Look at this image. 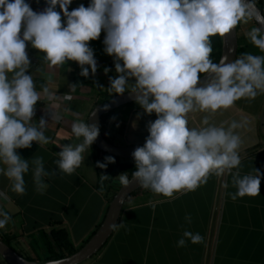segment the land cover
<instances>
[{"label":"clouds","instance_id":"clouds-1","mask_svg":"<svg viewBox=\"0 0 264 264\" xmlns=\"http://www.w3.org/2000/svg\"><path fill=\"white\" fill-rule=\"evenodd\" d=\"M46 3L48 7L37 13L26 0H0V164L7 166L0 167V174L12 182V191L24 194V176L30 169L29 160L16 150L30 148L33 142L49 143L45 135L49 122L41 118L38 124L33 123L41 94L32 76L26 74L31 67L27 43L45 54L50 67L75 61L82 68L80 75L88 77L89 67L92 74L98 67L88 42L97 40L103 30L104 51L114 57L115 71L121 74L110 77L109 90L120 95L135 93V102L144 113L158 117L147 126L144 146L132 153L136 165L132 178L123 173L120 183L127 187L138 181L144 189L173 197L175 192L195 191L212 174L230 175L237 189L230 194L233 201L260 195L264 173L255 169L256 175L242 176L239 171L242 139L238 130L247 127V120H234L225 127L211 124L205 116L203 127L188 126L190 113H215L242 98L254 100L264 93V56L245 53L231 63H226L228 57L224 56L218 64L210 59L211 37L225 36L241 22L255 20L264 25V12L256 7L257 0H90L88 7L81 4L72 11L68 9L73 0ZM57 5L66 18L63 22L55 10ZM246 35L264 52V28L255 26ZM109 71L104 69L106 74ZM202 73L215 76L206 86L196 87ZM131 78L135 83L129 82ZM42 91L53 107H58L55 94L46 86ZM51 112L52 119L61 118ZM71 132L82 142L61 145L55 162L58 170L68 175L84 163V153L96 141L99 127L88 121L74 122ZM105 161H98L96 167L105 169L115 158L108 156ZM31 164L34 182L43 190L47 187L43 178L56 172L45 170L42 157L32 159ZM152 207L155 209L154 204ZM10 220L0 208V229ZM185 220L191 223V215ZM122 227L123 223L109 225L111 229ZM187 240L199 244L204 237L184 231L177 246L184 247Z\"/></svg>","mask_w":264,"mask_h":264},{"label":"crops","instance_id":"crops-1","mask_svg":"<svg viewBox=\"0 0 264 264\" xmlns=\"http://www.w3.org/2000/svg\"><path fill=\"white\" fill-rule=\"evenodd\" d=\"M26 2L37 13L48 7L46 0ZM81 4L88 7L90 0H73L68 10ZM55 10L60 12L63 22L66 18L59 5ZM104 37L102 30L97 40L88 42L98 65L95 74L88 65L84 66L89 67L88 77L80 75L82 68L75 61L50 67L44 59L45 54L27 43L31 67L26 74L32 76L36 90L41 94L33 123L38 124L41 118L49 122L45 129L49 143L33 142L30 148L16 150L30 162L29 172L24 176V194L12 191V182L0 174V193H3L0 208L11 217L5 228L0 229V236L9 237L25 251L49 254L41 234H51L54 229L61 228L67 230L74 246L81 248L103 223L112 197L122 186L116 177L118 180L111 188L104 190L102 187L94 143L84 153V163L73 174L60 172L55 163L61 145L75 146L82 142V138L72 134L71 125L81 121L89 123L97 105L111 96L120 95L109 90L110 77L114 79L121 74L115 71L114 57L104 51ZM248 48L247 53L263 56L262 51L250 53ZM105 68L111 71L106 74ZM129 82L135 83V78ZM73 85H76L75 90ZM45 86L55 94L58 107L54 108L53 102L43 94ZM50 109L60 115L58 121L52 119ZM205 116L211 124L225 127L234 120H247V127L238 130L242 139L239 171L242 176L256 175L255 169L264 173V93L254 100L242 98L231 108L215 113H190L188 126L203 127ZM157 118L156 113H144L135 102L106 116L102 127L107 138L117 145H144L149 136L147 126ZM37 157L43 158L46 171L56 172L43 178L47 185L43 190H38L33 179L31 160ZM0 167L6 169L7 166L0 164ZM225 183L227 188L223 187ZM236 191L230 175L217 177L214 174L195 191L175 192L173 197L142 188L125 202L118 223H123L124 227L117 228L106 245L83 264H264V178L261 179L260 195H246L233 201L230 194ZM189 214L191 223L185 220ZM184 231L200 233L204 237L203 243L192 244L187 240L184 247H178L177 242L183 238ZM22 233V237L15 239Z\"/></svg>","mask_w":264,"mask_h":264},{"label":"water","instance_id":"water-1","mask_svg":"<svg viewBox=\"0 0 264 264\" xmlns=\"http://www.w3.org/2000/svg\"><path fill=\"white\" fill-rule=\"evenodd\" d=\"M256 7L262 12L263 9L257 3ZM255 21V20H254ZM256 23V22H255ZM257 27L264 28V25L256 23ZM222 38V54L220 60L227 56L226 63L234 62L238 57L239 52V31L238 25L229 34H226ZM220 62V61H219ZM215 74L205 73L200 77L196 87H204L208 83H211ZM135 93L127 92L122 95H115L109 99L106 103H101L93 110L89 124H95L99 127V135L94 144L100 150L107 152L111 155L117 156L125 161L134 160L132 153L136 148L144 145H127L121 146L108 140L103 131V118L110 115L113 111L121 108L125 105L135 103ZM107 106V109H105ZM132 178V177H131ZM130 178V179H131ZM142 189L138 181H132L129 186L122 185L113 197L106 217L95 233V235L75 253L68 255L58 260H30L22 256L15 248L0 238V255L7 264H49L50 261H58L59 264H83L92 259L109 241L116 229L109 228L111 224H118L123 212V208L126 200L136 191Z\"/></svg>","mask_w":264,"mask_h":264},{"label":"trees","instance_id":"trees-1","mask_svg":"<svg viewBox=\"0 0 264 264\" xmlns=\"http://www.w3.org/2000/svg\"><path fill=\"white\" fill-rule=\"evenodd\" d=\"M257 3L260 5V7L263 9L264 11V7L262 6V3L257 0ZM238 31L239 27H238ZM212 40V54L210 59L214 62V63H219L220 58H221V54H222V38L221 36L217 35L214 37H211ZM247 53V49L244 46H240L239 45V52H238V57L239 58L242 54ZM205 73L200 74V77L203 76ZM112 98V96L110 97ZM106 99L104 101V103L108 102L109 99ZM106 117L103 118V120ZM107 137V136H106ZM108 140H110L108 138ZM94 147L96 148V163L99 161L101 163H105V157L111 156L115 158V163H109L107 165V167L105 169H101L98 167L100 176H101V185L104 188H111L113 183L115 182L116 176L118 173H125V174H129V178L132 177V173L136 170V165H135V160H131V161H125L122 160L121 158L111 155L107 152H104L102 150H100L99 148H97V146L94 144ZM102 175H107L108 177L106 179H104L102 177ZM113 198V197H112ZM99 229V227H98ZM97 229V230H98ZM97 230L94 231V233L84 242L83 245H85L97 232ZM42 239L44 241V245L46 247L47 252L49 253V256L47 257L46 260H58L61 258H64L68 255H71L73 253H75L79 248L75 247L67 230L66 229H54L51 234H48L46 232H42ZM22 235H18L17 238L22 237ZM0 238H2L5 242H7L9 245H11L13 248H15L13 246L12 243V239H10L9 237L5 236V235H1ZM82 245V246H83ZM81 246V247H82ZM27 259L30 260H37L31 257H27L24 256Z\"/></svg>","mask_w":264,"mask_h":264},{"label":"rangeland","instance_id":"rangeland-1","mask_svg":"<svg viewBox=\"0 0 264 264\" xmlns=\"http://www.w3.org/2000/svg\"><path fill=\"white\" fill-rule=\"evenodd\" d=\"M262 3V6L264 7V0H259ZM257 27L256 23L254 20L249 21L247 24H244L243 22H241L240 24H238L239 27V45L240 46H244L246 48L249 49L250 53H257L260 52L261 50L259 48H257L256 46H254L252 44V42L250 41V39L248 38V36L246 35V33L248 31H250L253 27ZM263 56H264V52ZM123 174V173H118L116 177L119 178V176ZM129 176V174H127ZM118 179H115V182ZM15 239H17V235L15 237ZM35 244L37 245V242L35 241ZM13 246L15 247V249L22 255V256H27V257H31L37 260H41V261H45L47 259V257L49 256V254L44 253V252H37L35 253L33 250H23L22 248H20V246H18V243L13 242ZM36 251V250H35ZM0 264H7L3 258L0 255Z\"/></svg>","mask_w":264,"mask_h":264}]
</instances>
